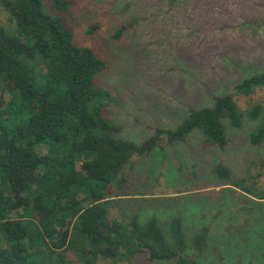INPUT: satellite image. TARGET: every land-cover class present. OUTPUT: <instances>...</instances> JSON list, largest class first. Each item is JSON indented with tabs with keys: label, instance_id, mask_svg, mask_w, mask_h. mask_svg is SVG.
Returning a JSON list of instances; mask_svg holds the SVG:
<instances>
[{
	"label": "trees",
	"instance_id": "obj_1",
	"mask_svg": "<svg viewBox=\"0 0 264 264\" xmlns=\"http://www.w3.org/2000/svg\"><path fill=\"white\" fill-rule=\"evenodd\" d=\"M0 4L10 24L7 29L0 21V80L10 96L4 108L0 104V264H141L140 258L144 264H209L211 223L191 226L181 213L160 219L156 211L146 219L134 213L125 221L111 218L120 196L112 192L134 158L150 156L163 142L184 143L198 133L203 148L224 151L229 132L247 123L255 126L250 144L264 146V103L254 100L264 89V71L214 96L211 106L191 108L176 128L157 127L137 143L121 138L122 127L106 115L115 99L99 78L108 65L74 42L62 16L71 2ZM252 166L264 176V156ZM249 174L236 178L223 163L211 168L219 185L263 203L264 188ZM255 244L250 237L247 246Z\"/></svg>",
	"mask_w": 264,
	"mask_h": 264
},
{
	"label": "rangeland",
	"instance_id": "obj_2",
	"mask_svg": "<svg viewBox=\"0 0 264 264\" xmlns=\"http://www.w3.org/2000/svg\"><path fill=\"white\" fill-rule=\"evenodd\" d=\"M69 1L70 11L62 16L74 42L107 62L99 80L115 99L105 112L122 127L121 138L140 143L157 127L176 128L191 108L211 106L214 96L264 71V22H251L264 19V0ZM8 17L0 4L7 29ZM122 27L126 31L116 38ZM9 99L0 80L2 108ZM254 100L264 103V89ZM239 103L246 109L245 100ZM254 128L246 123L231 130L224 151L203 148L202 135L195 133L184 143L163 142L164 148L150 156L134 158L112 192L120 196L111 218L125 221L134 213L146 219L156 211L165 219L181 213L188 225L212 224L209 264H264V201L248 200L241 190H228L211 177V168L223 163L236 178L252 171L264 188V176L257 177L262 170L252 166L264 156V146L249 142ZM250 237L256 244L248 247Z\"/></svg>",
	"mask_w": 264,
	"mask_h": 264
}]
</instances>
